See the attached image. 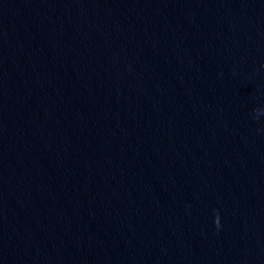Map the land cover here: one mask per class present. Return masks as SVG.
I'll return each instance as SVG.
<instances>
[{
  "label": "water",
  "instance_id": "1",
  "mask_svg": "<svg viewBox=\"0 0 264 264\" xmlns=\"http://www.w3.org/2000/svg\"><path fill=\"white\" fill-rule=\"evenodd\" d=\"M0 264H264V0H0Z\"/></svg>",
  "mask_w": 264,
  "mask_h": 264
}]
</instances>
